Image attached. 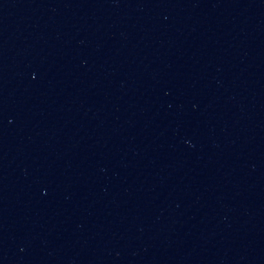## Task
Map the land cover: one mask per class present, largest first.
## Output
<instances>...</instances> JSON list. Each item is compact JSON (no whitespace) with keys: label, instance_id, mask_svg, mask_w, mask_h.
Here are the masks:
<instances>
[{"label":"water","instance_id":"95a60500","mask_svg":"<svg viewBox=\"0 0 264 264\" xmlns=\"http://www.w3.org/2000/svg\"><path fill=\"white\" fill-rule=\"evenodd\" d=\"M0 264H264V0H0Z\"/></svg>","mask_w":264,"mask_h":264}]
</instances>
